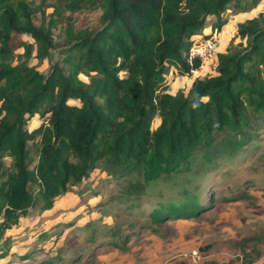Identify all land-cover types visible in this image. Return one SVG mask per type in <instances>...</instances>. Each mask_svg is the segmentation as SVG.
Returning <instances> with one entry per match:
<instances>
[{
    "label": "trees",
    "instance_id": "1",
    "mask_svg": "<svg viewBox=\"0 0 264 264\" xmlns=\"http://www.w3.org/2000/svg\"><path fill=\"white\" fill-rule=\"evenodd\" d=\"M259 1L57 0L46 4L53 7L46 23L37 24L44 0H0V258L11 243L3 233L21 213L49 207L71 183L79 184V195L89 193L93 187L82 179L96 168L106 172L104 182L119 184L114 197L126 208L140 209L148 186L175 177L180 198L156 190L151 209H140L156 223L209 210L226 163L244 157L264 128V12L237 22L211 73L192 74L203 62H189L187 50L229 21V7L248 14ZM95 7L101 11L91 26L76 28L66 13ZM22 33L33 43L21 44L40 60L50 58L48 70L30 65L29 55L14 63V39ZM173 68L192 76L187 89L168 90ZM35 114L40 122L30 129ZM234 189L220 200L244 196ZM125 221L107 226L99 244L124 249ZM19 256L26 264H52L34 246Z\"/></svg>",
    "mask_w": 264,
    "mask_h": 264
},
{
    "label": "rangeland",
    "instance_id": "2",
    "mask_svg": "<svg viewBox=\"0 0 264 264\" xmlns=\"http://www.w3.org/2000/svg\"><path fill=\"white\" fill-rule=\"evenodd\" d=\"M56 1L44 0L43 13L40 11L34 13L35 23H46L49 12L53 9L52 6L46 4H54ZM256 7L248 10V14H234L233 9L230 7L225 11L224 14L230 17L229 21L220 30H213L211 34L215 35L217 40L220 39V49H222L224 43L227 46L233 38L237 22L252 17L259 11L264 12V0H260ZM100 11L99 7H95L83 8L74 12L67 11L66 13L72 16L74 24L78 28L96 24ZM213 18L209 17L207 21L211 22ZM63 22V20H59L52 27L56 40L60 39L59 35L61 34ZM238 40L237 37L234 41ZM22 41L30 45L33 43V38L26 33L15 37L14 54L16 57L14 63L17 61V57L23 59L26 55H29L28 62L30 65L35 66L40 71L48 70L50 58L38 59L35 56V50L30 47L26 48L24 43L21 44ZM175 72L173 68L168 73V79L175 78L171 83V90L187 89L192 76L186 75L185 78ZM81 76L83 77V75ZM39 122L40 118L38 114H35L28 120L27 126L31 129ZM158 122L159 116H156L151 127L155 128ZM245 152L247 154L244 157H240L242 156L241 153L239 157L226 163L228 164L225 165L226 168L228 167L224 171L226 175L220 176V185L212 190V192L218 190L215 196L219 197V199H216L213 208L190 219L177 218L163 223L152 221L144 213L148 212L153 206L152 194L156 190H162L163 194L169 192V196L171 195L170 197L167 196L169 198L178 199L181 197L180 184L172 183L173 180H176L175 177L162 179V181H158L159 183L147 187V193L144 194L143 204L140 207L141 212L144 213L141 214L138 207L126 208L114 197L119 189V184L114 179H111L110 182H104V178L107 177L106 172L96 168L88 178L82 179V185L91 184L93 187L89 193L83 196L79 195V184L71 183L69 189L54 199L49 207L40 210L31 208V211L37 210L31 214L30 212L27 214L21 213L17 218V222L13 223L3 233V237H9L11 243L8 254L0 258V264H26L19 254L15 255V253H19V251L25 253L28 248L33 246L36 254L38 253L40 256H44L43 258L52 260V264H98V252L103 246L99 242L103 235L107 233V226L115 220L120 222L124 219L127 222L125 221L122 226L128 235L127 240L124 242L128 244L132 240L135 241L134 244L160 245V249L167 247V244H171V242L175 243L172 249L175 255L173 254V258L170 259L173 261L176 258L179 261L183 260L181 259L182 252L198 248L203 254L204 260L213 264H264V261L262 263L254 262L251 257L252 253L256 252V261L264 258V246L259 245V242L253 237L255 233L251 230V228L254 229V232H263L264 230L263 127ZM4 162L7 166H10L12 171H15L11 156L5 155ZM213 180L212 177L209 179V186L204 190L206 196L202 193V199L205 197L207 199ZM98 185L100 187L96 189ZM35 187L34 191H36ZM233 188H236L234 190H237V194L248 192L251 197L230 202L220 200L221 196L228 193V189H232V192ZM111 196H113L112 199ZM90 224L96 225L91 226ZM92 231V235H89ZM95 238H97L96 241ZM155 254L149 252L150 256H155ZM33 259L39 260V257ZM33 262L32 260L30 264L40 263L39 261Z\"/></svg>",
    "mask_w": 264,
    "mask_h": 264
},
{
    "label": "crops",
    "instance_id": "3",
    "mask_svg": "<svg viewBox=\"0 0 264 264\" xmlns=\"http://www.w3.org/2000/svg\"><path fill=\"white\" fill-rule=\"evenodd\" d=\"M208 31H210V26L203 29V32H208ZM219 38H220V34H219ZM225 46H226V43L222 45V49L220 50H224ZM220 47H221V44H220ZM216 62H217V58L215 55L205 59L199 68L200 75L207 73V72H210V73L213 72ZM183 77L186 78L187 76L183 75ZM171 87L172 86L170 85L169 91L172 93L175 92V90H171ZM242 194L244 196L241 198H238V199L232 198V200H226V201L228 202L239 201L246 197H251V195L248 194V192L247 193L242 192ZM214 206L215 205L213 204L211 208H213ZM181 219H190V218H181ZM251 230L253 231V233H255V236L253 234V237L255 238V240L259 242V245L264 246V230L262 229L263 232L261 231L254 232L253 228H251ZM134 243L135 241H132V240L129 241L125 249L103 245L100 251L98 252V256H97L98 264H177V262L179 261L178 258H176L177 261L170 260L171 258H173V254L175 253L172 250L174 248L175 243L173 244L171 242L172 245L167 244V247H162V249L159 248L160 245L155 246V245H143V244H134ZM29 249L30 248H28V250ZM149 252H153L156 254L155 256H150ZM18 254H23V253H21L20 251L19 253H15V255H18ZM251 257L254 259V262L262 263L264 261V258L261 259L260 261H256L257 260L256 252H253ZM253 259H250V260H253ZM23 262H25V259H23Z\"/></svg>",
    "mask_w": 264,
    "mask_h": 264
},
{
    "label": "built area",
    "instance_id": "4",
    "mask_svg": "<svg viewBox=\"0 0 264 264\" xmlns=\"http://www.w3.org/2000/svg\"><path fill=\"white\" fill-rule=\"evenodd\" d=\"M219 47L220 39L217 40L215 35H210L201 39H195L187 50L188 60L191 62L195 57H199L203 62L205 59L217 53L220 50ZM197 70L199 69L191 68L192 74H197ZM181 259L189 264H213L212 262L204 260V256L198 248H192L182 252Z\"/></svg>",
    "mask_w": 264,
    "mask_h": 264
},
{
    "label": "bare ground",
    "instance_id": "5",
    "mask_svg": "<svg viewBox=\"0 0 264 264\" xmlns=\"http://www.w3.org/2000/svg\"><path fill=\"white\" fill-rule=\"evenodd\" d=\"M244 15V14H243ZM198 72V70L196 71V73Z\"/></svg>",
    "mask_w": 264,
    "mask_h": 264
}]
</instances>
